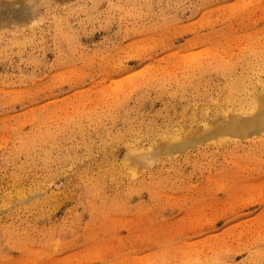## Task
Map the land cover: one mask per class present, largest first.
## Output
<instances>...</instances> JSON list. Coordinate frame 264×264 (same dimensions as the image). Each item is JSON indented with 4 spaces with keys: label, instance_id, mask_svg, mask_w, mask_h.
I'll return each mask as SVG.
<instances>
[{
    "label": "rangeland",
    "instance_id": "1",
    "mask_svg": "<svg viewBox=\"0 0 264 264\" xmlns=\"http://www.w3.org/2000/svg\"><path fill=\"white\" fill-rule=\"evenodd\" d=\"M90 1L0 0V264H264V0Z\"/></svg>",
    "mask_w": 264,
    "mask_h": 264
},
{
    "label": "bare ground",
    "instance_id": "2",
    "mask_svg": "<svg viewBox=\"0 0 264 264\" xmlns=\"http://www.w3.org/2000/svg\"><path fill=\"white\" fill-rule=\"evenodd\" d=\"M88 1H90V0H88ZM98 1V0H97ZM13 2V1H12ZM91 2V1H90ZM95 2V1H94ZM116 2V1H115ZM81 3V2H80ZM95 5V4H94ZM81 5H79L78 7H80ZM86 6H88V5H86ZM77 7V6H76ZM75 7V8H76ZM77 7V8H78ZM74 8V7H73ZM85 8V7H84ZM83 8V9H84ZM89 8V7H88ZM72 9V8H71ZM82 9V8H81ZM90 9H91V7H90ZM75 9H73V11H74ZM72 11V10H71ZM78 11V10H77ZM75 13V12H74ZM58 22V21H57ZM56 22V23H57ZM63 23V22H62ZM57 24H60L59 22L57 23ZM62 25V24H61ZM59 26V28H60V25H58ZM67 26V25H66ZM25 27V26H24ZM58 30V29H57ZM18 32V31H17ZM20 32V31H19ZM18 34V33H17ZM12 35V34H11ZM66 35H67V33H66ZM69 35V34H68ZM13 36V35H12ZM64 36V35H63ZM70 36V35H69ZM7 37H8V35H7ZM13 37H15V36H13ZM17 37V36H16ZM18 38H20L19 36H18ZM12 39V38H11ZM14 42H16L15 40H13ZM12 42V41H11ZM13 42V43H14ZM21 42V41H20ZM4 43V42H3ZM9 43V42H8ZM6 44V43H5ZM4 44V45H5ZM7 45V44H6ZM5 45V46H6ZM253 51V50H252ZM255 52V51H254ZM264 53V52H263ZM250 62V61H249ZM233 63H236V62H233ZM249 65V64H248ZM261 65H262V63H261ZM261 67V66H260ZM232 68V67H231ZM264 69V68H263ZM260 71V70H259ZM243 72V71H242ZM233 76V75H232ZM227 78V77H226ZM229 78H231V77H229ZM228 78V79H229ZM249 78H251V77H249ZM248 78V79H249ZM255 79V78H254ZM258 79V78H257ZM230 80V79H229ZM228 80V81H229ZM258 80H260V79H258ZM190 81V80H189ZM188 81V82H189ZM244 81V80H243ZM261 82H263L262 80H260ZM260 81L258 82V83H260ZM256 82H257V80H256ZM229 83V82H228ZM189 84V83H188ZM235 84V83H234ZM248 84V83H247ZM262 84H264V82L262 83ZM246 85V84H245ZM249 85V84H248ZM257 85V84H256ZM224 86V85H223ZM252 86H253V84H252ZM190 88V87H189ZM199 88V87H198ZM242 88H244V87H242ZM249 88H250V85H249ZM253 88V87H252ZM257 88H258V86H257ZM262 88V87H261ZM242 90V89H241ZM245 90H246V87H245ZM261 91V90H260ZM263 91H264V88H263ZM262 91V93L261 94H257L256 96H257V98H259L260 99V101H261V104H262V107H260L261 109H259V110H261L260 111V113L257 115V116H255V114H254V116L255 117H253V118H250V119H246L245 118V120H242V121H240L239 122V120L237 121V120H233L231 123H229V124H227L226 126H225V128H226V130H228V131H233V132H235V133H239V134H241V133H243L244 134V132H249L250 130L252 131H254V130H257V129H259L260 131H262V128H264V92ZM192 92H194V91H192ZM232 92V91H231ZM234 92V91H233ZM245 92V91H244ZM185 93V92H184ZM189 93V92H188ZM253 93V92H252ZM177 94V93H176ZM248 94V93H247ZM250 94H251V92H250ZM183 95V94H182ZM181 95V96H182ZM249 95V94H248ZM252 95V94H251ZM250 96V95H249ZM255 96V95H254ZM238 97V96H237ZM240 97H242V96H240ZM239 97V98H240ZM248 97V96H247ZM192 98V97H191ZM197 98V97H196ZM209 98V97H208ZM236 98V97H235ZM182 99V98H181ZM250 100L252 99L251 97L249 98ZM183 100V99H182ZM195 100H197V99H195ZM232 100V99H231ZM235 100V99H234ZM238 100V99H237ZM248 100V99H247ZM250 100H248V101H250ZM253 100V99H252ZM251 100V101H252ZM258 100V99H257ZM257 100H254V102L256 101L257 102ZM255 102V103H256ZM230 103V102H229ZM243 103V102H242ZM247 103V102H246ZM197 104V103H196ZM248 104H251V103H248ZM247 104V105H248ZM187 105H189V104H187ZM187 105H186V107H187ZM229 105V104H228ZM244 105H245V103H244ZM246 105V106H247ZM253 105H255V104H253ZM218 106V105H217ZM239 106V105H238ZM256 106H257V104H256ZM255 106V107H256ZM227 107V106H226ZM240 107V106H239ZM244 107V106H243ZM242 107V109H244ZM252 107V106H251ZM255 107H254V109H255ZM258 107V106H257ZM256 107V108H257ZM188 108V107H187ZM194 108V107H193ZM223 108V107H222ZM251 109V108H250ZM195 110V109H194ZM253 110V109H252ZM259 110H257V111H255V112H259ZM215 111H216V109H215ZM246 111V110H245ZM250 111V110H249ZM194 112H196V111H194ZM219 112V111H218ZM224 112V111H223ZM232 112H235V111H233L232 110ZM241 112V111H240ZM239 112V114H241ZM244 112V111H243ZM247 112V111H246ZM254 112V113H255ZM186 113H187V111H186ZM245 113V112H244ZM235 114V113H234ZM248 114V113H247ZM252 114H253V112H252ZM251 115V114H250ZM222 116H224V115H222ZM222 116H220V117H222ZM237 116V115H236ZM247 116V115H246ZM253 116V115H252ZM239 117V116H238ZM218 118V117H217ZM235 118V117H234ZM243 118V117H242ZM213 119V118H212ZM232 119V118H231ZM238 119H240V118H238ZM229 120V119H228ZM219 121V120H218ZM225 122H226V120H224ZM220 123L222 124V121H220ZM206 124V123H205ZM204 124V125H205ZM217 124V123H216ZM207 125V124H206ZM215 125V124H214ZM208 126V125H207ZM210 126V125H209ZM218 126V125H217ZM192 127V126H191ZM216 127V126H215ZM195 128H197V127H195ZM198 128H199V124H198ZM203 128V127H202ZM211 128H213V126L211 127ZM223 128H224V126H223ZM209 130H211V129H208L207 131H209ZM258 130V131H259ZM185 131V130H184ZM264 131V130H263ZM186 132H188V130H186ZM186 132H185V135H186ZM206 132V131H205ZM165 133V132H164ZM182 133V132H181ZM180 133V134H181ZM203 133V132H202ZM252 133V132H251ZM262 132H260V134H261ZM163 134V133H162ZM161 134V135H162ZM177 134H179V133H177ZM204 134V133H203ZM222 133H219L218 135H221ZM253 134H257L256 132L255 133H252V135ZM259 134V133H258ZM264 134V133H263ZM200 135V134H199ZM198 135V136H199ZM215 135V134H214ZM178 136V135H177ZM174 138H175V136H173ZM173 137H171L170 136V138H173ZM236 137H238V135L236 136ZM246 136H244V138H245ZM160 138H162V137H160ZM167 138V137H166ZM169 138V139H170ZM165 139V138H164ZM177 139V138H176ZM183 139V138H182ZM227 139H229V138H227ZM158 140V139H157ZM171 140V139H170ZM185 140V139H184ZM189 140V139H188ZM226 140V139H225ZM160 141V140H159ZM162 142H164V141H162ZM177 142V141H176ZM161 144V143H160ZM159 144V145H160ZM164 144H165V142H164ZM167 144V143H166ZM156 145H158V144H156ZM156 145L154 146V148L153 149H155V151L156 150H159V149H156L155 147H156ZM163 145V144H162ZM161 146V145H160ZM151 147H153V145L151 146ZM158 147V146H157ZM160 148V147H159ZM160 150H161V148H160ZM151 151H153V150H151ZM129 163V162H128ZM127 164V163H126ZM127 166H130V164H128Z\"/></svg>",
    "mask_w": 264,
    "mask_h": 264
}]
</instances>
